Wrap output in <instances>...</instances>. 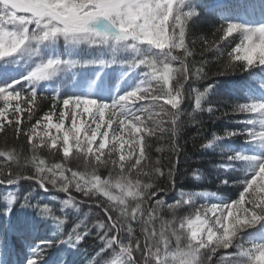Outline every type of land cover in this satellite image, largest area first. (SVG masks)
<instances>
[{
    "label": "snow or ice",
    "instance_id": "6c2138e0",
    "mask_svg": "<svg viewBox=\"0 0 264 264\" xmlns=\"http://www.w3.org/2000/svg\"><path fill=\"white\" fill-rule=\"evenodd\" d=\"M185 8L189 10L185 11ZM196 15V9L187 6L186 0H0V59L17 53L31 41L54 39L58 35H63L66 39L84 40L90 43H106L109 40L131 41L130 47L137 48L140 44H146L150 50H155L153 54L141 55L126 61L132 67L143 66L147 69L144 78L134 90L120 95L110 105L85 96L66 97L62 101L65 110H61L57 117L59 123H51L52 116L47 115L44 119L48 123L44 125L43 132L38 131L35 125L29 129L28 139L33 152L37 147L44 145L45 139L50 141L49 147L53 149L62 145V152L66 158L75 148L86 158L94 159L97 166L107 163H111L114 167L118 166L120 175L115 182L111 177L102 179L96 174L95 169L88 173L72 171L60 163L46 166L45 160L36 155H33L30 161H26V165L30 163L34 167V175H14L12 171L5 173L0 169V177H3L0 179V184H16L21 180H31L36 181L44 191L48 190L47 185L50 184L58 192L68 194L67 199L61 201V211L68 206H77L74 197L70 194L72 188L86 197L100 193L107 197L114 207L119 208L120 216L113 219L109 208L97 204V207L103 209L108 223L97 221L91 228L85 224L83 230L77 225L72 232L66 234L67 239L60 241L59 244L65 243L69 247H77L81 242H87L86 237L91 236L95 229V240L99 242L98 254L107 253L103 257L102 264H202V251L206 255L208 264H216L214 257L217 251L233 247L236 251L226 253L225 264H264V243H248L239 239L242 231L254 228L264 221V158L245 156L239 152L225 156L223 158L225 167H231L228 163L230 161H253L249 174L238 181L242 185L238 198L198 209L194 219L183 217L178 227L175 221L162 223L159 232L154 227L151 229L147 227L154 223L155 209L151 206L146 209L143 206L149 199L148 190L153 185L142 184L139 180L133 182L130 178L131 169L128 170L129 175L124 174L126 161L131 160L134 155L136 159L132 167L137 171L147 158L145 136H152L157 130H166L162 127L166 122L160 117H169L174 136L179 134L184 123L193 125L199 123L195 113L204 110L206 94L214 85L209 84L204 92L192 89L195 93V107L191 113H186L181 108L186 99L185 84L193 77L201 79L206 75L203 68H197L192 72L187 63L188 57L193 53L186 44V29L189 21ZM218 31L222 32L221 40L235 32L240 33L241 42L232 49L229 56L233 61L243 62V71L254 66H264V24L247 27L228 22ZM179 50L183 51V55L175 54ZM173 62H179L180 67H174ZM61 63L62 61L55 59L39 63L22 79L43 80L55 74ZM99 63L103 64L104 61ZM177 74L183 75L184 83L174 86ZM153 81L159 85L158 88H152ZM17 83L19 81H14L12 85L0 86V102L3 103V107H0V131L8 125H15L19 134L20 114L23 109L20 106L21 92L14 88ZM30 89L25 102L32 105L36 100L37 92L33 88ZM12 101L16 103L13 105ZM157 105L161 111H151ZM81 106L82 112L78 111ZM230 107L232 114H260L264 117V101L236 103ZM106 110L107 120H105ZM207 111L214 113L217 109L209 102ZM85 113H89L91 117L88 125L86 126L84 121L78 125L77 117H82ZM10 114L15 119H9ZM222 115L226 117L229 113ZM29 116H31V108ZM185 116L188 117L187 121L182 119ZM65 118L72 121L71 127L66 130L63 129ZM148 122H152L156 127H148ZM92 123L95 127H91ZM247 123L254 124L255 121L249 119ZM261 123L264 124V119ZM102 124L106 128H112L115 124L114 132L116 129L119 130V134L114 135L110 146L107 139L108 132L101 133ZM52 128H55L57 133L63 130L62 137L52 135ZM125 130H127V139H125ZM238 134H244L252 141H264V127H248L239 131L226 130L220 136L213 133L212 138L206 144H201V147H208L217 139L230 138ZM98 135L103 138L99 141L98 147L94 148ZM37 137L39 145L34 142ZM106 149L108 159H105ZM173 150L179 157L178 144L173 145ZM116 153H119L118 159H111ZM0 157L19 163L14 151H0ZM178 163L179 159L172 163L168 170L172 188L175 187ZM69 171L71 178L65 174ZM154 172L164 175L159 167L155 168ZM143 174L148 175L147 172ZM193 175L196 176V172ZM228 182V180L221 181V183ZM161 194L166 193L158 190L150 194L151 198L156 199L157 205L165 203L159 199ZM4 199L11 205L17 196L9 194ZM23 199L24 205L36 208L40 216L51 218L58 227L64 224V221L56 217L53 209L47 204L42 207L39 202L32 205L30 195H24ZM129 200L135 202L134 206L129 205ZM181 205H193V197L181 193L180 197L168 207L176 209ZM4 212L8 214L10 208H6ZM209 213L212 215L210 216ZM145 214L147 220L143 219ZM138 217L145 224L143 241L134 234L130 225L125 228L121 223L122 218L135 221ZM172 237H174V245ZM54 244L53 240L38 241L33 248L34 254L29 257L27 264H37L47 255V249ZM54 264H63V259L58 258ZM89 264H93V261Z\"/></svg>",
    "mask_w": 264,
    "mask_h": 264
},
{
    "label": "trees",
    "instance_id": "16d2710c",
    "mask_svg": "<svg viewBox=\"0 0 264 264\" xmlns=\"http://www.w3.org/2000/svg\"><path fill=\"white\" fill-rule=\"evenodd\" d=\"M254 1L264 0H198L192 2L190 7L196 9L197 15L189 21L186 29V44L192 56L188 57L187 63L192 72L197 68H203L206 74L201 79L191 78L185 84L186 99L182 103L181 108L186 113H191L195 107V93L193 88L204 92L209 84L214 87L206 94L205 102L203 103L202 111L195 113L196 120L199 122L196 125L184 123L178 135L174 136L171 132V123L168 116H162L166 123L163 124L165 131L157 130L152 136H145L146 144V159L139 166V171L133 168L136 156L125 163V175H129L133 182L139 180L142 184L150 183L153 185L148 190L149 199L145 201L144 207L147 209L151 206L155 209L154 223L147 225L149 229L155 228L157 232L161 229V224L175 221L178 227L179 221L186 214L191 213L200 205H204L202 199L193 197V205H181L179 208L170 209L169 204H173L180 197V193H194L196 191H210L216 194L225 195L230 198H238L242 185L238 181L248 175V167L245 168L240 160L230 161L231 167L224 168L222 163H225L224 157L241 151L243 146L249 142V139L244 134H238L230 138H221L213 142L208 147H201V144H206L212 138V134L217 136L223 135L227 131H239L247 128V121L252 118L249 113L232 114L231 105L236 103L250 102L252 98L249 95V87L252 86L251 77L253 74L263 76L258 71L257 66L242 70L240 61H233L229 56L232 49L241 42L239 32L231 34L224 40H221L222 32L218 31L222 25L226 26L229 22L227 13L240 10L244 3L252 4ZM185 11L189 9L185 8ZM142 51L141 55H149L155 52L154 49H149L146 44H140ZM94 48L91 50L85 47L81 48L80 54L85 60L91 59L92 55L97 52ZM177 55H183V51L179 50ZM139 55V56H141ZM81 58V57H80ZM82 59V58H81ZM133 58H123L120 63V71L117 72L116 66H111V70H105L99 75V78H93L95 90L103 89L110 91L109 98L98 95L96 92L81 94L76 90L75 84L79 69L73 72L67 71L64 75H59L51 80L48 86L36 81H28L22 79L27 75L25 69L17 68L15 71L11 66L0 64V86L12 85L14 81L19 83L14 85L16 91L21 92L20 101L23 102L21 108L23 112L20 114L21 132H16L15 125L6 126L3 131H0V151H14L19 163L16 161H8L5 157H0V169L5 173L12 171L14 175L31 176L35 174L34 167L26 161H30L33 155L40 159H44L46 166L54 164H63L65 168L72 171L91 173L95 169L96 174L102 179L112 178L113 182L120 175L118 166H113L111 163L97 166L94 159L86 158L82 153L74 150L69 157H64L60 150V146L53 149L49 147L50 141L45 139L43 146L37 147L35 152L31 147V142L28 139L30 135L29 129L34 125L38 131L43 132V128H39L41 121L47 115H50L52 110H57L62 101L66 97L85 96L96 100L97 102L111 104V102L120 95L134 90L140 81L144 78V72L147 71L143 66L132 67L126 61ZM115 63V62H113ZM230 65V66H229ZM123 66V67H121ZM173 66L180 67L179 62H173ZM89 67V68H88ZM83 73L99 72V69L94 66H85ZM80 74V73H78ZM91 74H89L90 77ZM67 82L72 83L70 86ZM184 83L183 75L177 74L174 86ZM152 88H158L159 85L153 81ZM33 88L37 92L35 102L30 105L31 116L25 102ZM254 97V95H252ZM256 100V98H254ZM211 105L217 109L214 113H209L207 108ZM55 105V107H53ZM1 106V105H0ZM24 106V107H23ZM139 106V105H138ZM166 110H168L166 108ZM153 112H160L159 105L151 109ZM222 113H229L228 116H223ZM9 119H15L11 114ZM187 121L188 117L182 118ZM253 119V118H252ZM39 121V125H37ZM148 127H156L152 122H148ZM115 129V124L108 131L109 146L113 142L114 135L119 134V130ZM54 131L51 129V134ZM127 130H125V139H127ZM251 141V140H250ZM39 145V138L34 141ZM178 144L180 155L177 157L173 150V145ZM94 148L98 144L93 145ZM107 157V149L105 150ZM138 152V149H137ZM119 153L113 154L111 159H118ZM179 159L176 166L175 187L172 188L168 170L172 163ZM159 167L164 175H159L154 172V169ZM147 172L148 175L143 173ZM196 172V176L193 173ZM66 175L71 178V172H66ZM3 177H0L2 179ZM222 180H228V183H221ZM1 189L5 188L17 196V199L11 204H2L0 201V259L9 261L14 264L27 261L32 256L33 248L40 240H53L55 244L47 249V255L37 262V264H54L58 258L63 259V264H102L103 257L107 253L98 254L97 244L95 240V229L92 235L86 237L87 242H81L77 247H69L65 243H60L67 239V233L72 232L77 225H87L89 228L97 221L108 223L107 216L101 207L97 204H102L111 210L113 219L120 216L119 208L114 207L113 203L108 201L107 197L100 193H94L90 196H84L83 193L76 192L74 188L70 189V194L74 197L77 206H68L61 211V201L67 199V195L63 192H58L47 185V191H44L36 181L21 180L16 184H0ZM163 190L166 194H161L159 199L165 201L163 205H157L156 199L151 198V192ZM118 194V192H114ZM24 195H30V203L36 205L41 203V207L47 204L53 209L54 215L64 221L60 227L51 219L45 218L38 214L37 209L24 205ZM130 206H134L132 200L128 201ZM6 208H10V212L5 214ZM147 220V214L143 217ZM121 223L127 228L129 225L133 228L134 234L143 241V229L145 224L139 217L133 221L130 219H121ZM57 233H64L58 235ZM174 245V237H172ZM183 246V244H182ZM139 255V254H137ZM202 264H208L204 251L201 254ZM216 261V259H215ZM217 264H223L221 260Z\"/></svg>",
    "mask_w": 264,
    "mask_h": 264
},
{
    "label": "rangeland",
    "instance_id": "374dc122",
    "mask_svg": "<svg viewBox=\"0 0 264 264\" xmlns=\"http://www.w3.org/2000/svg\"><path fill=\"white\" fill-rule=\"evenodd\" d=\"M198 0H186V5H190L192 2H195ZM229 22L236 23L240 25H244L247 27H257L261 24H264V2L262 1H254L252 4L250 3H244L242 5V8L240 10H234L230 13H227ZM131 41H121V42H113L112 40L107 41L106 43H90L88 41L80 40L75 41L72 39H66L63 35H58L54 39L44 40V41H31L24 48L19 50L17 53H14L8 57H5L3 59H0V64H5L8 66L6 69H8L10 66L15 71H17V68L25 69L27 74L36 67L39 63L46 62L49 59H55L60 60L62 63L59 66V70L51 75L50 77H47L43 80L36 81L37 83H43L44 85L48 86L52 79L59 75H64L67 71L71 70L73 72H76L75 70L79 69V72H76L78 77L75 84L76 90L80 92L81 94L87 95L88 93L96 92L98 95H102L104 97L109 98L110 91L108 90H95V84L93 81V78H99V75L102 74L106 69L111 70V66H116L117 72L120 71V63L117 61H121L123 58H134L141 55V46L138 45L137 48L130 47ZM87 47V49L91 50L94 48L97 52H99L96 55H92V58L89 60H85L84 57L80 54V50H82ZM93 49V50H94ZM84 51V50H83ZM82 59H81V58ZM99 61H104L103 64L99 63ZM75 62V63H73ZM112 62V64H110ZM115 62V63H113ZM85 66H94L95 68L99 69V72L94 73H83V69H85ZM123 67V66H121ZM89 68V67H88ZM257 69L259 72L262 73L263 76H258L256 74H253L251 77V83L252 86L249 87V95L252 97L250 99V102L252 101H264V66H257ZM10 70V69H8ZM80 73V74H78ZM89 74L90 77H89ZM70 86L72 83L67 82ZM254 95V97L252 96ZM256 98V100L254 99ZM16 101H12V104L14 105ZM23 102L20 101V106ZM0 107H3V103L0 102ZM28 108L32 107L29 104L26 105ZM24 107V106H23ZM71 107V106H70ZM61 110H65L63 104L57 109H53L51 112L52 121L51 123H59L60 121L57 119L59 116V113ZM94 110V106H93ZM78 111H83V107L81 106ZM11 113V109L9 110ZM252 120L255 121L254 124H247L248 127H264V124L261 123V120L264 119V117H261L260 114H251ZM107 110L105 115V120H107ZM91 117L89 113H85L82 117H77V124L79 125L81 121H84L86 126L88 125ZM48 121L43 118V121H41L39 128L44 129V125L47 124ZM72 125V121L69 118H65L63 122V129L66 130L70 128ZM91 127H95V124L92 123ZM109 128H106L103 124L101 125V133L104 131H107ZM54 131L53 135H59L62 137L63 130L57 133V130L55 128H52ZM257 130H259L257 128ZM108 132V131H107ZM83 136V131H82ZM102 136L97 137L96 143L99 144V141L102 139ZM108 139V138H107ZM239 153L250 156V157H260L264 158V141H250L247 142ZM60 150L62 152V145L60 146ZM75 148L73 149V151ZM63 153V152H62ZM243 165L248 167V174L249 169L253 164V161L250 160H240ZM222 167L228 168L224 166V163L221 164ZM14 195L11 191L8 189H1L0 187V201L2 204H9L4 199L7 195ZM181 194V193H180ZM187 195H190L192 197H197L202 199L205 203L204 205H200V208L195 209L189 214H186L184 217H191L195 218V213L198 209L211 207L212 204H219L223 202H230L231 200H234V198L227 197L225 195L220 194H214L210 191H196L194 193H187ZM211 216L212 214L209 213ZM185 231H187V228H185ZM239 239L243 242L248 243H264V221H261L258 225H256L254 228H247L244 231L240 233ZM235 247L229 248L228 250L219 249L217 251L216 257H214V260L217 261L221 260L223 264H225L226 260V253L227 252H235ZM28 261V260H27ZM27 261L21 262L19 264H27ZM0 264H13L9 261H2L0 260Z\"/></svg>",
    "mask_w": 264,
    "mask_h": 264
}]
</instances>
